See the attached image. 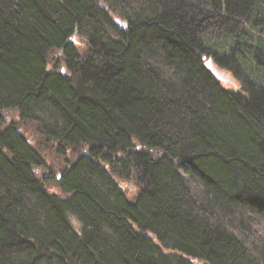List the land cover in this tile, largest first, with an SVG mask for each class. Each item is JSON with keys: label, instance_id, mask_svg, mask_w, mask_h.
Segmentation results:
<instances>
[{"label": "trees", "instance_id": "16d2710c", "mask_svg": "<svg viewBox=\"0 0 264 264\" xmlns=\"http://www.w3.org/2000/svg\"><path fill=\"white\" fill-rule=\"evenodd\" d=\"M0 264H264V0H0Z\"/></svg>", "mask_w": 264, "mask_h": 264}, {"label": "rangeland", "instance_id": "374dc122", "mask_svg": "<svg viewBox=\"0 0 264 264\" xmlns=\"http://www.w3.org/2000/svg\"><path fill=\"white\" fill-rule=\"evenodd\" d=\"M75 40H79L78 37L75 36ZM79 44V43H78ZM216 72L218 77L220 78L222 84L225 87H230V88H236L237 87V81L226 71L216 67ZM4 118L5 122H10L12 119L17 120L18 116L17 113H9V112H4ZM120 188L126 192V196L130 199L133 198L134 193H135V187L133 183L131 182H120ZM68 219L70 223L72 224L73 228L79 232L80 229V224L75 216L72 214H68Z\"/></svg>", "mask_w": 264, "mask_h": 264}, {"label": "water", "instance_id": "95a60500", "mask_svg": "<svg viewBox=\"0 0 264 264\" xmlns=\"http://www.w3.org/2000/svg\"><path fill=\"white\" fill-rule=\"evenodd\" d=\"M114 22H115V24H116L120 29H125V28L127 27L126 22L121 21V20L118 19V18H115V19H114ZM205 64H206L207 67H209V68L211 69V71H212L214 74L217 75L216 68H215V66L213 65V63H212V61H211L210 58H208V59L205 61ZM62 71H63V69H62Z\"/></svg>", "mask_w": 264, "mask_h": 264}]
</instances>
